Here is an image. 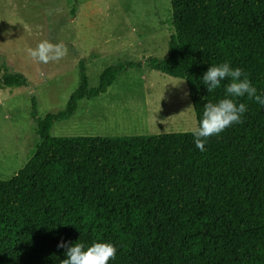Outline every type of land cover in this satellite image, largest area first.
<instances>
[{
  "label": "trees",
  "instance_id": "1",
  "mask_svg": "<svg viewBox=\"0 0 264 264\" xmlns=\"http://www.w3.org/2000/svg\"><path fill=\"white\" fill-rule=\"evenodd\" d=\"M175 36L149 68L184 79L196 123L223 98L200 84L208 65L229 61L264 93V0H170ZM85 81L66 109L37 122L41 142L0 180V264H62L58 241L112 242L108 264H264V107L245 97L241 122L195 147L191 131L134 136L50 135L78 103L104 93ZM227 83V81H225ZM26 85L0 74V88Z\"/></svg>",
  "mask_w": 264,
  "mask_h": 264
},
{
  "label": "rangeland",
  "instance_id": "2",
  "mask_svg": "<svg viewBox=\"0 0 264 264\" xmlns=\"http://www.w3.org/2000/svg\"><path fill=\"white\" fill-rule=\"evenodd\" d=\"M173 36L170 0H0V74L18 72L26 81L0 88V180L36 152L37 122L65 110L83 81L97 89L108 68L118 72L111 86L54 122L51 136L192 131L186 82L149 68L168 56ZM44 40L62 44L65 55L47 64L31 57L29 49Z\"/></svg>",
  "mask_w": 264,
  "mask_h": 264
},
{
  "label": "clouds",
  "instance_id": "3",
  "mask_svg": "<svg viewBox=\"0 0 264 264\" xmlns=\"http://www.w3.org/2000/svg\"><path fill=\"white\" fill-rule=\"evenodd\" d=\"M29 55L47 64L50 60L61 59L65 55V48L62 44L44 40L35 49H29ZM200 84L209 93L221 86L224 91L223 98L204 105L202 117L191 131L195 147L203 152L209 137L219 135L226 128L241 122L247 105L238 102L239 98L246 96L264 107V93H258L243 70L233 67L227 60L208 65L201 75ZM57 247L65 250L62 264H108L110 260H115L117 253L116 245L108 241H95L88 245L84 242L58 241Z\"/></svg>",
  "mask_w": 264,
  "mask_h": 264
}]
</instances>
